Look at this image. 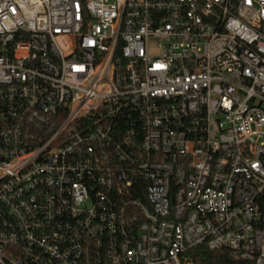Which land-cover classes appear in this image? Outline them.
Segmentation results:
<instances>
[{"label":"built area","instance_id":"2783aa9c","mask_svg":"<svg viewBox=\"0 0 264 264\" xmlns=\"http://www.w3.org/2000/svg\"><path fill=\"white\" fill-rule=\"evenodd\" d=\"M198 246L264 264V0H0V264Z\"/></svg>","mask_w":264,"mask_h":264},{"label":"trees","instance_id":"16d2710c","mask_svg":"<svg viewBox=\"0 0 264 264\" xmlns=\"http://www.w3.org/2000/svg\"><path fill=\"white\" fill-rule=\"evenodd\" d=\"M185 255L194 264H248L232 260L226 250H209L205 246L191 248Z\"/></svg>","mask_w":264,"mask_h":264},{"label":"rangeland","instance_id":"374dc122","mask_svg":"<svg viewBox=\"0 0 264 264\" xmlns=\"http://www.w3.org/2000/svg\"><path fill=\"white\" fill-rule=\"evenodd\" d=\"M148 48H149V52L152 55L153 54H157L159 52V50H158V40L155 39V38L149 39Z\"/></svg>","mask_w":264,"mask_h":264}]
</instances>
